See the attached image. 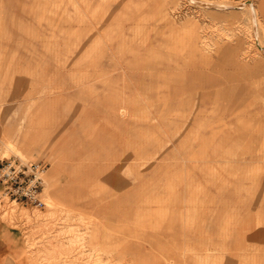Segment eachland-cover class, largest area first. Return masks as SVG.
Listing matches in <instances>:
<instances>
[{
	"label": "rangeland",
	"instance_id": "rangeland-1",
	"mask_svg": "<svg viewBox=\"0 0 264 264\" xmlns=\"http://www.w3.org/2000/svg\"><path fill=\"white\" fill-rule=\"evenodd\" d=\"M8 157L1 264H264V0H0Z\"/></svg>",
	"mask_w": 264,
	"mask_h": 264
},
{
	"label": "built area",
	"instance_id": "built-area-1",
	"mask_svg": "<svg viewBox=\"0 0 264 264\" xmlns=\"http://www.w3.org/2000/svg\"><path fill=\"white\" fill-rule=\"evenodd\" d=\"M46 171V165L38 160L21 157L1 159V196L25 207H45Z\"/></svg>",
	"mask_w": 264,
	"mask_h": 264
},
{
	"label": "crops",
	"instance_id": "crops-1",
	"mask_svg": "<svg viewBox=\"0 0 264 264\" xmlns=\"http://www.w3.org/2000/svg\"><path fill=\"white\" fill-rule=\"evenodd\" d=\"M11 245H15V248L19 253V250L21 249L19 240L16 239L13 232H9L5 228H2L0 230V264L3 262V255L7 252L8 248H13Z\"/></svg>",
	"mask_w": 264,
	"mask_h": 264
},
{
	"label": "bare ground",
	"instance_id": "bare-ground-1",
	"mask_svg": "<svg viewBox=\"0 0 264 264\" xmlns=\"http://www.w3.org/2000/svg\"><path fill=\"white\" fill-rule=\"evenodd\" d=\"M250 4H251V3H250ZM16 148H17V147H16ZM21 155H22V154H21ZM22 156H23V155H22ZM51 201L54 203V201H53V200H51ZM53 203H52V204H53Z\"/></svg>",
	"mask_w": 264,
	"mask_h": 264
}]
</instances>
